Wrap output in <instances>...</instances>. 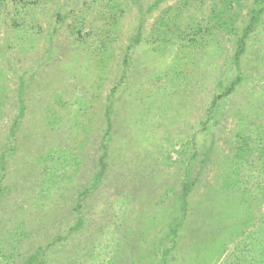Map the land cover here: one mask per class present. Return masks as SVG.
I'll return each instance as SVG.
<instances>
[{
	"label": "rangeland",
	"instance_id": "obj_1",
	"mask_svg": "<svg viewBox=\"0 0 264 264\" xmlns=\"http://www.w3.org/2000/svg\"><path fill=\"white\" fill-rule=\"evenodd\" d=\"M0 264H264V0H0Z\"/></svg>",
	"mask_w": 264,
	"mask_h": 264
},
{
	"label": "trees",
	"instance_id": "obj_2",
	"mask_svg": "<svg viewBox=\"0 0 264 264\" xmlns=\"http://www.w3.org/2000/svg\"><path fill=\"white\" fill-rule=\"evenodd\" d=\"M1 180H2V177L0 178V182H1Z\"/></svg>",
	"mask_w": 264,
	"mask_h": 264
}]
</instances>
